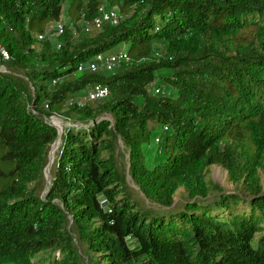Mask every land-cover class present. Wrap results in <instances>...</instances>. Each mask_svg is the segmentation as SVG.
<instances>
[{
  "label": "trees",
  "instance_id": "trees-1",
  "mask_svg": "<svg viewBox=\"0 0 264 264\" xmlns=\"http://www.w3.org/2000/svg\"><path fill=\"white\" fill-rule=\"evenodd\" d=\"M107 1L124 13L115 24L76 40L62 25L54 48L46 35L56 29L48 24L59 19L62 0H0V46L8 55L0 57V264H84L78 243L88 264H264V191L253 175L264 150V0ZM97 4L69 0L70 21L90 19ZM241 29L250 31L245 44L229 46ZM197 30L216 39L190 53L172 47ZM154 39L168 45L151 58ZM120 44L133 65L76 69ZM162 67L171 91L155 94L157 85L149 93ZM92 82L105 84L108 97L88 100L94 106L65 104L67 93ZM70 110L85 122L64 124L38 195L29 183L41 176L57 137L47 117ZM156 124L165 126L162 155L151 161L145 144ZM119 143L128 175L155 209L125 190L113 157ZM212 163L233 181L248 179V192L210 187L203 169ZM179 185L185 194L173 203Z\"/></svg>",
  "mask_w": 264,
  "mask_h": 264
},
{
  "label": "rangeland",
  "instance_id": "rangeland-1",
  "mask_svg": "<svg viewBox=\"0 0 264 264\" xmlns=\"http://www.w3.org/2000/svg\"><path fill=\"white\" fill-rule=\"evenodd\" d=\"M84 2L86 0H83ZM98 4L103 7H106L107 5H110L107 0H97ZM62 10L59 16V19L54 22H50L48 24L49 27L51 28H56L57 23H61L63 27H65L68 30V38H72L73 40L79 39L80 37L83 36H88L92 35L95 31V29H91L89 31H84L82 29V23L81 19H77L75 21H70V18L67 14V6L69 4V0H62ZM111 6V5H110ZM118 8L116 4L112 5ZM120 13V16L124 15V13L120 10H118ZM40 35V37H38ZM37 39L43 38L44 33L38 34ZM248 35H250V31L247 29H241L238 31L235 35L234 38H231V41H229V46H235V45H244L246 39L248 38ZM49 37L51 44L54 46H57L59 42H61L60 39V34L57 33L56 29L55 31L53 30L51 34L46 35ZM242 36V38H241ZM216 39V35L212 32H204L201 30L197 31H191L188 34H186L182 39L173 42L172 47H177L178 49L182 50L183 53H190L193 52L195 49L198 47L202 46V44L209 45V43L212 40ZM168 45V41L164 39H154L152 41V48L150 52V57L155 58L162 56L166 50V47ZM40 46V43L37 41L36 42V47L38 48ZM123 47L122 44L116 45L110 49H108L105 53L109 52H115L121 50ZM218 47L223 49L226 52H233V50L230 51V49L227 48L225 41H218ZM135 61L131 60L130 58L128 59L127 62L120 63L114 68V72L121 69V67H125L127 64L128 65H133ZM2 67V65H0ZM97 72L99 73H108L109 71H103L99 69ZM82 72L75 71L73 74L77 75ZM110 73V72H109ZM168 73V69L165 67L158 68L155 70V79L154 81L147 86V90L149 93H153L155 86H159V91L156 92L155 94H163L165 92H170L171 88L167 83H161L164 75ZM70 76V75H68ZM169 87V88H168ZM88 89V86H85L82 88V90H78L75 92H70L67 93L65 96V104L68 106L71 105L72 103H76L78 105H89V106H94L97 101H88L85 99V91ZM108 97V96H107ZM106 97V98H107ZM136 101H139V97H134ZM105 116L109 117V114H105ZM47 119L55 126L57 130V137L56 139L49 144L46 152V164L44 168L42 169L41 176L38 177L35 181H31L29 184L30 186L32 185L35 192L38 195H42L46 185L50 179L52 170H53V164H54V158L55 154L58 149V145L60 142V135L63 132L64 124H66L68 120H71L75 122L76 124H84L85 122V116L80 115L76 111L70 110L69 114H63V113H56L52 114L47 117ZM163 129L161 124H156L153 127V131L150 133V137L148 142L145 144L146 149H147V154L150 156L151 161H155L158 157H160L161 151L159 149L161 144H160V137H161V130ZM157 138V139H156ZM126 150L121 146V143L118 144L116 148H114L113 151V157L114 161L116 163V166L121 174L124 176V182H125V190L130 194L131 198L135 200V202H138L140 206H143L147 209H155L157 207L156 204L152 203V201H148L144 195L139 191L137 185L132 181L130 176L128 175L126 168H127V153L125 152ZM160 151V152H159ZM254 171L253 175L256 179L257 184H259V189L258 191L263 192L264 191V150L261 158L258 159L255 163H253ZM204 173V178L208 182L207 184L210 187H213L212 185H217L218 187L221 188V190H224L226 192H241L245 193L248 192V189L250 187V182L248 179L244 178V176L240 175L237 181H233L229 175L227 170L221 166L218 163H212L209 164L208 166L204 167L203 169ZM252 185L254 186L255 183L252 182ZM185 192L183 191L182 185H179L174 193H173V203L178 202L180 200V197L183 196ZM79 244V252L81 254V260L83 261L84 264H88V261L86 260V255L83 251V246L84 243H78Z\"/></svg>",
  "mask_w": 264,
  "mask_h": 264
},
{
  "label": "built area",
  "instance_id": "built-area-1",
  "mask_svg": "<svg viewBox=\"0 0 264 264\" xmlns=\"http://www.w3.org/2000/svg\"><path fill=\"white\" fill-rule=\"evenodd\" d=\"M120 17L118 8L115 6L103 7L97 5V13L90 19L82 18V29L84 31H89L91 29H100L102 24L107 22L110 24H115ZM57 33L62 31V24L57 23L56 25ZM40 37V35H38ZM59 43L57 44V46ZM6 50L0 46V57L2 59L7 58ZM129 56L127 52L123 49L116 52H96L88 60L84 62H79L76 66L77 70L88 69L89 71H98L99 69L103 71H113L114 68L120 64L127 62ZM2 69V67H0ZM54 82V79L52 80ZM158 88L155 87L154 91ZM109 93L108 87L100 82H92L89 84L88 89L85 91V99L87 100H99L105 98ZM165 128V126H163ZM157 139V138H156Z\"/></svg>",
  "mask_w": 264,
  "mask_h": 264
}]
</instances>
